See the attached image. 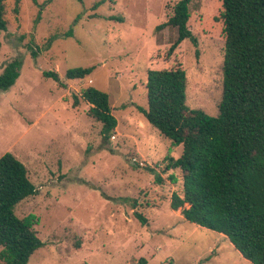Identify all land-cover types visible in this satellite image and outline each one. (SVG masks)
Segmentation results:
<instances>
[{
	"label": "rangeland",
	"instance_id": "rangeland-1",
	"mask_svg": "<svg viewBox=\"0 0 264 264\" xmlns=\"http://www.w3.org/2000/svg\"><path fill=\"white\" fill-rule=\"evenodd\" d=\"M98 1L53 0L38 22L32 0L6 1L0 73L15 58L22 66L15 84L0 91V157L14 155L36 187L14 208L43 242L28 264H250L226 237L170 209L171 194L182 193V173L168 159H178L182 146L138 111L147 106V72L181 66L187 106L217 116L220 3L192 0L188 24L197 44L185 39L167 56L177 31L155 27L180 0H105L93 10ZM116 16L123 22L109 19ZM89 67L83 80L64 77L68 69ZM46 71L62 84L43 77ZM88 86L109 98L117 126L107 138L80 99L72 107L73 96Z\"/></svg>",
	"mask_w": 264,
	"mask_h": 264
},
{
	"label": "trees",
	"instance_id": "trees-1",
	"mask_svg": "<svg viewBox=\"0 0 264 264\" xmlns=\"http://www.w3.org/2000/svg\"><path fill=\"white\" fill-rule=\"evenodd\" d=\"M6 1L0 0V33L7 29ZM52 1L38 4L32 0L39 8L36 22ZM104 2L94 3L93 10ZM191 2L180 0L168 21L155 27V31L166 27L177 31L167 56L185 39L197 44L188 24ZM218 2L223 61L217 116L187 106V77L181 66L147 72V106L138 111L162 136L182 146L178 159H168V167L182 173V193L171 194L170 209L188 222L226 237L250 264H264V0ZM14 12H18L16 5ZM109 19L123 22L117 16ZM50 44L51 39L46 41V48ZM21 66L20 57L4 66L0 91L15 84ZM93 69L71 68L64 77L80 81ZM43 77L62 84L54 71L43 72ZM79 99L87 106V115L101 124V136L107 138L115 132L117 121L105 92L91 86L83 88L79 97L73 96V108ZM155 179L162 182L160 176ZM35 193L26 167L11 153L2 155L0 246L6 264H28L43 246L31 223L14 213L18 203ZM135 217L143 224L146 221L137 213Z\"/></svg>",
	"mask_w": 264,
	"mask_h": 264
}]
</instances>
